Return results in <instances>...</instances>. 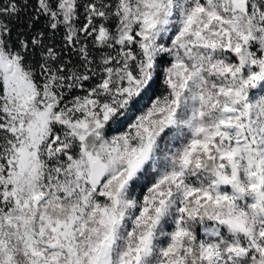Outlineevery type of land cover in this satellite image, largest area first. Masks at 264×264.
<instances>
[{"label": "snow or ice", "instance_id": "obj_1", "mask_svg": "<svg viewBox=\"0 0 264 264\" xmlns=\"http://www.w3.org/2000/svg\"><path fill=\"white\" fill-rule=\"evenodd\" d=\"M0 264H264V0H0Z\"/></svg>", "mask_w": 264, "mask_h": 264}]
</instances>
